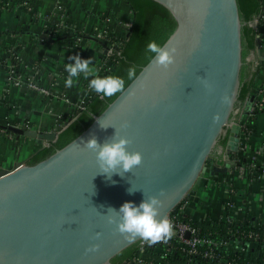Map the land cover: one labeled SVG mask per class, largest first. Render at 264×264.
I'll return each instance as SVG.
<instances>
[{
    "label": "water",
    "instance_id": "obj_1",
    "mask_svg": "<svg viewBox=\"0 0 264 264\" xmlns=\"http://www.w3.org/2000/svg\"><path fill=\"white\" fill-rule=\"evenodd\" d=\"M132 2L135 26L113 74L125 78V92L97 97L87 106L94 117L83 110L55 130L0 122L18 138L45 146L0 170V264H121L144 241L114 232L109 207L138 206L163 191L167 217L187 197L199 201L206 172L226 170L208 168L213 156L231 162L228 152L239 150L238 119L259 66L254 27L260 1ZM153 41L177 48L168 70L146 52ZM132 67L137 78L129 81ZM225 95L230 105L222 103ZM217 113L222 119L214 123ZM99 121L110 126L102 129ZM125 122L129 127L122 128ZM116 130L132 141L130 152L142 153L143 163L123 177L114 174L113 184L98 174L96 154L84 142L95 136L103 144ZM131 187L137 191L130 194ZM94 244L99 252L86 254Z\"/></svg>",
    "mask_w": 264,
    "mask_h": 264
},
{
    "label": "crops",
    "instance_id": "obj_2",
    "mask_svg": "<svg viewBox=\"0 0 264 264\" xmlns=\"http://www.w3.org/2000/svg\"><path fill=\"white\" fill-rule=\"evenodd\" d=\"M26 2H31V9L40 16L33 15ZM58 3L67 9V18L79 26L80 40L76 41L74 33L58 39L46 34L45 25ZM111 12L113 30L127 33L126 24H130L133 12L126 0H0V58L5 56L7 48L17 45L19 65L25 74L44 85L50 84L53 78L56 82L49 94L27 85H13L0 63V122L45 131L55 130L74 119L95 93L88 87L95 77L85 79L81 75L77 83L66 87L65 66L74 63L70 57L78 54L82 59L91 58L99 75L104 41L96 30L101 18ZM259 38L257 53L262 61L254 92L264 83V23L259 26ZM253 126L248 147L240 153L264 167V112L258 113ZM42 147L33 137L21 135L18 138L15 134L0 133V170L29 160ZM228 162H225L224 172L205 173L198 190L199 202L187 204L185 211L203 219L220 217L230 210L239 219L251 217L257 224L264 222V174L256 178L233 176L234 164ZM208 177L213 184L208 185Z\"/></svg>",
    "mask_w": 264,
    "mask_h": 264
},
{
    "label": "built area",
    "instance_id": "obj_3",
    "mask_svg": "<svg viewBox=\"0 0 264 264\" xmlns=\"http://www.w3.org/2000/svg\"><path fill=\"white\" fill-rule=\"evenodd\" d=\"M31 11V13L35 16H40L37 14L38 12L32 10L30 7L31 2L25 3ZM68 12L65 6L62 3H58L56 6V10L50 13L48 22L46 23V34L49 37H55L60 35L61 33L67 34V32H74L75 39H81V32L78 25L72 23L68 18ZM109 19H107V23L102 24L96 30V34L101 40L104 41V45L102 46V59H101V70L99 76L105 77L107 70L111 68L112 62L114 60L113 53L116 49L122 46L124 40L128 37L127 33H119L114 31L110 26ZM255 22L258 24V28L260 25L264 23V11L256 18ZM127 28L129 24H126ZM68 35V34H67ZM77 35V36H76ZM17 45H12L6 50V54L4 57L0 58V63L4 66L7 79L9 83L13 85H27L34 90H38L39 92L49 94L53 92V86L56 83L54 78L51 80L50 84L44 85L41 82L36 81L30 75L25 74L20 68L19 62V53L17 49ZM262 59L259 57V64L261 65ZM258 99L256 101L251 100L248 103V106L241 113V117L238 120L240 124V144L239 150L237 152L230 151L228 152L234 167H233V176H248L250 178H256L258 176H262L264 174V167L259 166L256 163H241L242 155L241 150L244 151L248 147L249 140L251 135L254 132V120L257 117L258 113L256 110L264 109V83L262 86L255 92ZM85 108V105L82 106ZM82 108V109H83ZM264 112V111H261ZM77 116V115H76ZM75 116V117H76ZM72 120V119H70ZM8 123V122H5ZM14 124V123H12ZM18 125V124H16ZM1 128V127H0ZM5 128H1L4 130ZM218 157H212L208 162V168L219 167L223 168L225 166V162L227 161L224 156V162L219 163ZM213 180L211 177H208V185L213 184ZM200 200V199H199ZM196 202L189 197L180 203L179 207H175L168 215L173 224H174V232L175 235L168 241V243H163L166 245V250L172 249L174 246H179L183 251L189 253H201L204 257L209 259H222L223 251H230L229 245L232 241L224 239V238H216L212 236H206L201 234L200 228L195 224V217L192 214H189L185 211L186 205L189 203ZM199 202V201H197ZM223 217H227V219L232 223H238L239 221L243 222L244 219H239L235 217L234 214L229 210ZM221 216V217H222ZM215 218V217H214ZM250 227L243 229H229V233L231 235H241L240 237H254L258 238L261 236V232L253 228V226H260L264 224L255 223L253 225L251 221H246ZM264 235V234H263ZM147 243L143 242L140 247V251L138 254L132 257V262L136 264L148 262L150 264H159L154 259L147 260L144 257V251L148 249ZM225 251V252H226ZM243 251V248L242 250ZM227 253V252H226ZM232 264H236L235 260H231ZM167 264V263H161Z\"/></svg>",
    "mask_w": 264,
    "mask_h": 264
},
{
    "label": "clouds",
    "instance_id": "obj_4",
    "mask_svg": "<svg viewBox=\"0 0 264 264\" xmlns=\"http://www.w3.org/2000/svg\"><path fill=\"white\" fill-rule=\"evenodd\" d=\"M146 52L151 54L158 67L168 70L176 63L177 48L168 47L167 45H159L155 41L147 45ZM74 63L65 66V71L68 73L65 79L66 87H72L77 83L83 75L85 79L90 76L95 78L89 82V89L101 95V97H112L117 93H123L126 90V80L120 76H105L97 75V70L93 66L91 58L82 59L80 55L70 57ZM137 78L135 67L129 68L127 71V80H135ZM231 98L227 95L222 97V103L225 105L231 104ZM222 119L220 113L213 117L214 123H219ZM102 129H107L106 126L99 121ZM122 128L129 127L125 122L121 125ZM132 141L127 136H122L116 130L115 134L101 144L98 139L93 136L86 142L84 147L87 150L96 154L97 164L100 172L98 174L105 175L106 178L113 184L112 176L118 174L121 177L125 173L131 172L135 167L143 163V155L141 152H130L128 146ZM129 193H135L137 190L128 189ZM161 191L159 196H145V199L137 206L133 202L124 203L120 209L109 207L107 209V221L114 225V232L123 235L129 242L135 241L138 237L148 245L157 243H168L175 235L173 222L162 215L164 202L160 198L164 196ZM145 195V194H144ZM102 233H96V239H99ZM100 244L91 245L86 249L87 253L99 252Z\"/></svg>",
    "mask_w": 264,
    "mask_h": 264
},
{
    "label": "trees",
    "instance_id": "obj_5",
    "mask_svg": "<svg viewBox=\"0 0 264 264\" xmlns=\"http://www.w3.org/2000/svg\"><path fill=\"white\" fill-rule=\"evenodd\" d=\"M126 1L130 5L132 12H133L132 21L130 23V26L128 27V30L130 28V35H131L134 29V26H135V22H136L137 8L135 7L132 0H126ZM259 1H260L261 7L256 15V18L264 11V0H259ZM130 35L124 40L122 46L114 51L113 53L114 60L112 62L111 68L107 70L106 76H113V74L115 73L122 59V50L128 38L130 37ZM254 35H255L256 47L258 48L257 40L259 37V28L256 22H255V27H254ZM63 36H67V35H58V36H55V38L58 39ZM260 69H261V66L259 64L255 77L253 79V82L251 84L247 99L245 100V103L241 110V113L243 112V110L247 108L248 103L251 100L256 101L258 99L256 93L253 91V86L255 84L256 75ZM99 96L101 97V95L97 93H93L90 100L87 102L85 108H83L79 112V114L83 110H86L94 117L95 114L87 106L91 104ZM261 111H264V109L263 110L258 109L256 110V113H260ZM240 117H241V114L239 116V119ZM0 133L14 134L12 130H9V129L1 130V128H0ZM44 147H42L41 149H43ZM216 157L219 158V156H216ZM223 162H224V159H223ZM241 163H245V164L256 163V160L248 159L247 157L243 156ZM256 164L259 166L261 165L260 163L259 164L256 163ZM179 205L181 204H178L177 207H179ZM194 221H195V224L200 228L201 234H204L206 236L216 237V238H224V239L232 241L231 244L229 245L230 251L225 250L227 253L225 251L222 252L223 254L222 259L220 260L219 259H209V258L204 257L201 253H189V252L183 251L179 246H174L172 249L166 250L165 249L166 245L163 243H157L155 245H147L148 249L144 251L145 259L147 260L154 259L159 264L161 263H167V264H232L231 260H235L236 264H264V235H263L264 234V224L260 225L259 227L253 226V228H256V230H259L261 232L260 237L242 238L240 237L241 235H238V236L231 235L229 233V229L230 228L243 229V228L250 227L246 221H251L253 225L251 217H248L242 220L243 222L239 221L238 223H232L227 219V217H223V216L216 217V218L208 217V218H203V219L195 218ZM141 246L142 244L136 247L124 259V261L121 264H136L135 262H132V257L139 253ZM242 248H243V251H241ZM140 264H150V263L145 262V263H140Z\"/></svg>",
    "mask_w": 264,
    "mask_h": 264
},
{
    "label": "rangeland",
    "instance_id": "obj_6",
    "mask_svg": "<svg viewBox=\"0 0 264 264\" xmlns=\"http://www.w3.org/2000/svg\"><path fill=\"white\" fill-rule=\"evenodd\" d=\"M114 14L111 12V13H109V14H105L102 18H101V25L102 24H105V23H107V19H109L111 16H113ZM130 21H132V19L130 20ZM111 22V19L109 20V23ZM73 23V22H72ZM131 23V22H130ZM129 24V23H128ZM101 25L99 26V27H101ZM110 26H111V23H110ZM129 26H130V24H129ZM72 33H74V32H67V34H72ZM124 33V32H123ZM67 34H63V33H61L60 35H67ZM125 34V33H124Z\"/></svg>",
    "mask_w": 264,
    "mask_h": 264
}]
</instances>
